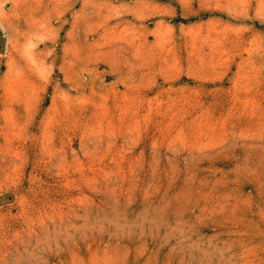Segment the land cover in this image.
Masks as SVG:
<instances>
[{"label": "rangeland", "instance_id": "obj_1", "mask_svg": "<svg viewBox=\"0 0 264 264\" xmlns=\"http://www.w3.org/2000/svg\"><path fill=\"white\" fill-rule=\"evenodd\" d=\"M0 264H264V0H0Z\"/></svg>", "mask_w": 264, "mask_h": 264}]
</instances>
